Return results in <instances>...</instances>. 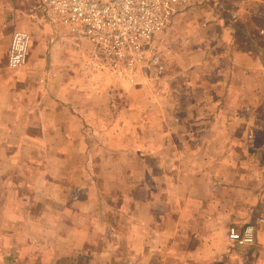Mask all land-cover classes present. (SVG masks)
Returning <instances> with one entry per match:
<instances>
[{"label":"crops","instance_id":"1","mask_svg":"<svg viewBox=\"0 0 264 264\" xmlns=\"http://www.w3.org/2000/svg\"><path fill=\"white\" fill-rule=\"evenodd\" d=\"M227 3L231 19L212 9L175 35L156 88L143 67L133 82L99 68L41 0H0V264L247 261L227 239L264 217V39L250 0ZM16 31L31 42L12 68Z\"/></svg>","mask_w":264,"mask_h":264},{"label":"built area","instance_id":"2","mask_svg":"<svg viewBox=\"0 0 264 264\" xmlns=\"http://www.w3.org/2000/svg\"><path fill=\"white\" fill-rule=\"evenodd\" d=\"M193 0H41L47 15L69 27L79 37L92 43L91 56L99 67L133 82L137 72L148 64L155 37L170 27L174 18ZM264 39V27L259 29ZM30 34L13 33L8 65L19 68L27 63ZM151 63L158 72L165 64L159 56ZM257 223L242 228L232 225L228 241L238 246H251L257 241Z\"/></svg>","mask_w":264,"mask_h":264},{"label":"rangeland","instance_id":"3","mask_svg":"<svg viewBox=\"0 0 264 264\" xmlns=\"http://www.w3.org/2000/svg\"><path fill=\"white\" fill-rule=\"evenodd\" d=\"M227 1H230L232 4L234 2L237 3V0H193L186 8H184L178 15H176L170 27H168L163 32H160L159 34L156 35L153 49L151 50V53L148 57V60L150 62L153 57L159 56L162 63L165 64L164 70L162 72H158L154 68V66L148 62V64L146 63V65L143 66L141 75L139 74L140 79L146 78L147 80V78H150V82L152 83V85L155 84L156 85L155 87L157 88L158 85L156 83L160 82V80L162 79L164 81V79H166L168 76H172L173 75L172 70L170 71L171 67L169 66L170 64L172 65L173 63L172 60L174 59L176 44L179 45L178 44L179 40L177 39V36L179 37V34H184L186 32H192L195 28L200 27V23H202V20L207 17L206 14L212 9L215 10V12L218 13V15L221 16L222 18L231 19V15H233L232 14L233 8L226 7V5H228ZM250 1L253 4L252 8H254L255 10L252 13V15L255 14V18L253 20L252 18L248 17L247 23L249 22L248 24L250 26L254 25L253 28L250 27V30L252 32V35H254V37L256 38V40L260 42L261 39H263L259 34V29L264 27V0H250ZM181 19L188 22L190 21V23L186 24L185 26L182 25L180 26L178 24V20ZM181 38L184 37H179V39ZM140 79H139V84L142 82V81L140 82ZM117 89L118 91L116 90V92L118 93V95L123 94L122 98H125L127 96V93L128 94L130 93L128 91L129 90L128 88L126 90L125 85L117 86ZM143 92L144 91L142 88L136 91L138 96ZM246 224L238 225V226L235 224L234 225L240 229ZM256 244L257 241L254 245L251 246H238L231 244L228 241V245H229L227 251V254L229 255L228 257H230V260L231 259L233 260L232 261L233 263H237L238 258H240V256L246 257L248 259L244 264H253L254 261L253 258H255L254 257L255 255H257ZM217 261L219 262L218 264H221L222 262L221 259Z\"/></svg>","mask_w":264,"mask_h":264}]
</instances>
